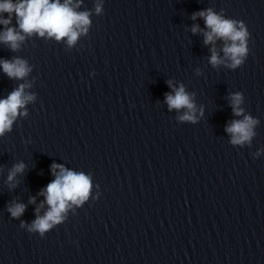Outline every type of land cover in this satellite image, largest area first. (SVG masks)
<instances>
[{
	"label": "clouds",
	"instance_id": "obj_1",
	"mask_svg": "<svg viewBox=\"0 0 264 264\" xmlns=\"http://www.w3.org/2000/svg\"><path fill=\"white\" fill-rule=\"evenodd\" d=\"M83 0H0V43L6 44L12 51H18L27 37L34 34L39 37L55 39L57 42L65 41L69 48L76 45L82 35H87L92 26V10L79 11ZM104 0H96L94 13L99 16L103 14ZM7 14L5 18L4 14ZM217 13L213 8H207L193 13L192 19H203L205 29L198 24L191 28L193 34L202 33L204 44L211 45L209 63L214 67L224 65L226 68L235 70L241 67L249 54L248 42L250 33L243 21L227 18ZM15 18L16 25L11 26ZM223 41L220 51L216 48V41ZM0 69L8 78L25 80L11 91L6 98L0 99V137L12 131L13 124L18 116H27L26 105L34 102L36 95L26 92L32 87V83L26 78L32 71L29 63L20 57L12 60L0 59ZM197 75L200 70H196ZM170 93H165V103L169 111L177 110L181 122L195 124L198 120L197 106L194 101L195 93L186 91L185 85L180 83L176 86L171 80L167 81ZM230 106L234 116L242 119L232 120L225 131L230 135V143L234 146H251L253 137L256 135L255 128L260 123L258 119L245 114L242 107L244 95L242 92H234L229 96ZM23 110V111H22ZM200 115H203L202 109ZM264 148L253 153L258 157ZM26 165L23 162L14 164L9 170L7 182L10 187L16 186L17 174H22ZM50 171L54 177L38 195L45 199L35 209L36 218L28 223L20 219L26 210V205L18 202H10L7 212L14 219L20 221V228L29 233H38L41 238L54 227L62 224L67 218V212L73 205L80 206L89 199L92 190V180L83 172H75L65 168L63 164L53 163ZM29 203L35 204L36 198L32 197ZM45 204L47 210L41 215Z\"/></svg>",
	"mask_w": 264,
	"mask_h": 264
}]
</instances>
